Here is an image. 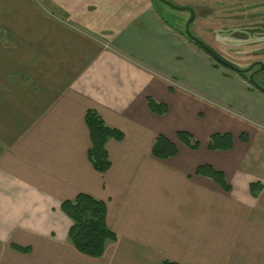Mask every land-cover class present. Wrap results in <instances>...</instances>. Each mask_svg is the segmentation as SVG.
<instances>
[{
	"label": "crops",
	"instance_id": "0c3cea01",
	"mask_svg": "<svg viewBox=\"0 0 264 264\" xmlns=\"http://www.w3.org/2000/svg\"><path fill=\"white\" fill-rule=\"evenodd\" d=\"M58 5L75 28L44 17L34 52L22 36L6 63L0 59V264H264V109L235 113L179 90L168 65L181 59L174 44L191 41L150 0ZM4 36L0 51L9 53L2 42L13 39ZM206 54L215 72L220 64ZM221 75L264 104L240 75ZM149 99L167 113L152 112ZM88 110L123 134L107 142L105 174L88 160ZM179 132L199 148L182 144ZM159 135L176 146L175 157L152 155ZM214 135H230L232 148L210 151ZM205 167L221 172L229 189ZM253 184L261 187L256 197ZM78 194L106 203L117 240L100 258L68 239L72 222L61 206Z\"/></svg>",
	"mask_w": 264,
	"mask_h": 264
},
{
	"label": "rangeland",
	"instance_id": "374dc122",
	"mask_svg": "<svg viewBox=\"0 0 264 264\" xmlns=\"http://www.w3.org/2000/svg\"><path fill=\"white\" fill-rule=\"evenodd\" d=\"M92 1L0 0V38H6L4 35L8 34L9 38L13 39L11 42H2L3 44L7 43L8 46L11 44L9 53L0 51V59L4 58L2 63H6L7 54H13L18 49L22 36L30 39L27 40V43L30 45L31 52L35 51L36 40L33 38L38 33V22L44 17L56 20L67 29L75 28L69 23L70 13L58 4H92ZM150 1L156 4L157 9L162 14L163 21L172 28H175V24L183 34L184 40H187L184 31L189 14L177 12L164 4L157 3L155 0ZM172 1L177 6L191 7L197 12L199 25L198 23L195 26L192 24V33L198 39L200 37L199 40L209 48L219 53L223 60L241 69L251 68L250 66L254 63H264V31H262L264 30V0ZM200 22L203 23L200 24ZM139 44L143 48L147 46L145 41ZM180 46L182 45L174 44L175 54L181 59L175 58L174 61L177 62L168 65L167 70L168 74L175 76L174 83L179 90L198 95L207 101L224 103L223 105L235 113H242V111L248 113L249 110L246 109V105L252 106L255 110L264 109V104L257 98L251 99L249 95L244 94L237 84L227 82L228 80L221 75V72L238 76L240 74L223 65H219V68L212 72L206 66L208 55L200 47L192 42L189 43V46ZM140 49L142 50V48ZM36 59V56H31V67H37ZM254 70H258V68L256 67ZM244 76L247 80L249 79L248 74ZM255 80L264 89V72L258 75ZM249 84L251 85V83ZM252 88L254 87L252 86ZM254 90L257 89L254 88ZM257 91L258 94L264 96V92ZM228 95L234 98L232 103H226L229 101Z\"/></svg>",
	"mask_w": 264,
	"mask_h": 264
},
{
	"label": "trees",
	"instance_id": "16d2710c",
	"mask_svg": "<svg viewBox=\"0 0 264 264\" xmlns=\"http://www.w3.org/2000/svg\"><path fill=\"white\" fill-rule=\"evenodd\" d=\"M155 1L159 3L157 0ZM239 74L247 80L243 73ZM247 81H249V79ZM249 83L251 82L249 81ZM251 85L255 89L264 92V89L259 85L253 83ZM148 105L150 110L158 115H164L167 113V108L163 104H158L149 99ZM85 123L91 138V148L88 151V160L95 171L100 174H105L111 168L109 154L106 149L107 142L111 139L121 141L123 139V134L116 129L109 128L96 110L87 111ZM177 139L192 150H197L199 148V143L189 133L179 132L177 133ZM242 139L244 140V136H242ZM231 148L232 138L230 135H214L211 137L208 146L210 151L219 149L229 150ZM177 153V148L173 143L161 135L157 137L152 149V155L155 158L167 160L175 157ZM205 168L209 170L208 177L213 178L226 190L229 189L221 172L210 167ZM200 171L201 169L198 170V172ZM258 185H251V193L254 197L258 195L261 188ZM61 210L72 222L68 239L73 247L82 255L92 258H100L104 255L107 245L117 240L116 235L107 225V207L105 202L97 200L87 194H78L74 200L63 202ZM18 249L22 252L29 251V249ZM161 264L175 263L163 262Z\"/></svg>",
	"mask_w": 264,
	"mask_h": 264
},
{
	"label": "water",
	"instance_id": "95a60500",
	"mask_svg": "<svg viewBox=\"0 0 264 264\" xmlns=\"http://www.w3.org/2000/svg\"><path fill=\"white\" fill-rule=\"evenodd\" d=\"M161 3H163L165 6L177 11V12H188L190 14V18L188 19L186 25H185V35L186 37L191 40L192 42H194L195 44H197L198 46H200L206 53L209 54V56H211L218 64L223 65L229 69L234 70L237 73H247L249 72L253 67L249 68L246 71H243L237 67L232 66L231 64L227 63L226 61H224L221 57H219L211 48H209L207 45H205V43H203L201 40H199L191 31V25L193 24L194 20H195V13L194 10L191 7H182V6H177L175 4H172L171 2L167 1V0H157ZM261 65V70H264V66L262 64ZM252 79V78H251Z\"/></svg>",
	"mask_w": 264,
	"mask_h": 264
},
{
	"label": "flooded vegetation",
	"instance_id": "af4514ba",
	"mask_svg": "<svg viewBox=\"0 0 264 264\" xmlns=\"http://www.w3.org/2000/svg\"><path fill=\"white\" fill-rule=\"evenodd\" d=\"M167 1H169V2H171L172 4H176V3H173V1L172 0H167ZM159 2V1H158ZM159 4H163V3H161V2H159ZM194 10V9H193ZM187 14H189L188 12H186ZM194 13H195V19L197 18V12L194 10ZM189 18H190V14H189ZM195 21V20H194ZM187 23V22H186ZM192 26V25H191ZM191 31H192V29H191ZM214 51V50H213ZM219 57L221 56L219 53H217L216 51H214ZM225 61V60H224ZM228 63V62H227ZM260 64H262L263 66H264V63H260V62H258V63H254L253 65H251L250 67H253L249 72H247V73H243L244 75L245 74H248L249 75V81L251 82V84L253 83V84H256V85H259L257 82H256V77L258 76V75H260V74H262L263 72H264V70H261V65ZM233 66V65H232ZM235 67V66H234ZM258 68V70H254L255 68ZM238 68V67H237ZM239 69H241V68H239ZM249 69V67H247V68H245V69H241V70H243V71H246V70H248ZM252 78V79H251Z\"/></svg>",
	"mask_w": 264,
	"mask_h": 264
}]
</instances>
